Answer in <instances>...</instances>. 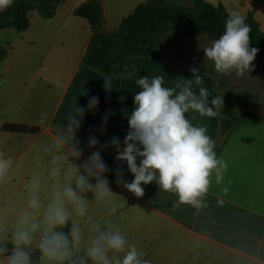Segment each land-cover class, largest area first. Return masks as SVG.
<instances>
[{
  "label": "crops",
  "instance_id": "crops-1",
  "mask_svg": "<svg viewBox=\"0 0 264 264\" xmlns=\"http://www.w3.org/2000/svg\"><path fill=\"white\" fill-rule=\"evenodd\" d=\"M148 1L100 0L103 30L117 31L125 18ZM203 1L222 5L227 13L237 10L246 18L254 12L264 32V1ZM84 2L63 0L51 19H43L33 11L30 26L23 32L13 28L0 30V35L8 34L0 43V49L7 53L0 62V149L19 161L10 191L17 199L22 196L27 176L39 167L42 145L51 139L58 126L67 122V113L75 109V103L87 109L89 97L95 96L99 98L97 107L85 112L76 133L84 149L78 163L109 142L101 150V156L109 168L105 175L120 204L121 228L129 242L146 253L151 264H264V114L239 102L237 120L222 144L219 141L222 111L215 118L186 114L190 120L196 117L192 120L194 125L207 127L217 157L228 165L220 184L213 177L205 197L207 207L176 206L177 197L160 191L155 182L142 185L145 194L136 197L116 183L117 168L123 170L126 182H131L134 176L126 162L115 159L117 152L110 143L113 137H119L123 147L129 131L127 114L134 109L133 98L140 90L135 82L141 76H163L164 86L170 87L181 77L191 78V69L197 68L211 99L220 96L219 80L201 66L146 56L131 60L132 71L122 76L105 77L87 68L82 60L94 33L87 19L74 15V10ZM5 9H0V13ZM105 80L109 89L105 88ZM42 112L48 114L44 125L39 124ZM106 113L107 123L102 124ZM7 124L38 128L39 132H5L3 126ZM90 136L99 141L97 149L87 146ZM87 195L92 198L91 193ZM91 211L100 214L96 205Z\"/></svg>",
  "mask_w": 264,
  "mask_h": 264
},
{
  "label": "clouds",
  "instance_id": "clouds-1",
  "mask_svg": "<svg viewBox=\"0 0 264 264\" xmlns=\"http://www.w3.org/2000/svg\"><path fill=\"white\" fill-rule=\"evenodd\" d=\"M13 2L0 0V9ZM251 31L239 11L228 13L222 34L202 49L218 74L243 76L254 70L259 49L250 47ZM191 71V78L181 77L170 87L164 86L163 76H141L135 82L140 90L133 98L134 109L127 114L129 131L123 147L119 137L110 143L117 152L115 159L126 162L134 176L126 182L123 170L117 168V185L139 198L145 194L142 185L155 182L160 191L177 197L176 206L200 209L207 207L205 197L213 177L220 184L228 165L217 157L207 127L194 125L196 117L190 120L186 114L215 118L224 103L223 96L210 99L198 69ZM105 88L109 89L107 80ZM98 103L99 98L91 96L87 109L75 103V109L68 111L67 122L42 145L39 167L27 176L18 199L10 189L19 161L0 149V264H151L121 228L120 204L101 156L109 142L97 149L99 141L90 136L87 146L97 150L78 163L84 149L76 133L85 112ZM107 116L102 124L107 123ZM47 120L48 114L42 112L39 124ZM93 205L100 214L91 211Z\"/></svg>",
  "mask_w": 264,
  "mask_h": 264
},
{
  "label": "trees",
  "instance_id": "trees-1",
  "mask_svg": "<svg viewBox=\"0 0 264 264\" xmlns=\"http://www.w3.org/2000/svg\"><path fill=\"white\" fill-rule=\"evenodd\" d=\"M62 1L14 0L10 7L0 13V30L13 28L18 32L26 31L30 26L31 12L37 11L43 19H51ZM181 1L183 0H149L125 18L117 31L106 33L102 28L103 10L100 0H85L74 10L75 16L88 20L94 33L83 57V65L105 77H115L130 73L132 68L129 62L136 57H157L172 62L156 51V44L167 30L168 24H176L192 33L204 32L213 39L219 38L228 16L222 5L213 6L203 0H192L194 6L189 10L180 4ZM246 23L252 28L250 47L259 49L256 59L264 62V32L260 29L254 12L248 14ZM6 55V50L1 48L0 62ZM223 103L219 131L221 144L237 120L239 98L235 93L224 92ZM243 107L250 108L247 105ZM3 131L35 134L39 129L7 124L3 126Z\"/></svg>",
  "mask_w": 264,
  "mask_h": 264
},
{
  "label": "rangeland",
  "instance_id": "rangeland-1",
  "mask_svg": "<svg viewBox=\"0 0 264 264\" xmlns=\"http://www.w3.org/2000/svg\"><path fill=\"white\" fill-rule=\"evenodd\" d=\"M180 4L189 10H192L194 6L192 0H183ZM7 37L8 34L0 35V43ZM213 40L207 33H192L176 24H168L167 30L156 44V51L177 64L188 63L212 72L219 80L220 96H223L224 92L235 93L240 105L253 107L264 114V62L255 58L254 70L243 76H236L235 73L220 75L215 71L213 62L205 59L202 50L210 46ZM251 87L254 90H246Z\"/></svg>",
  "mask_w": 264,
  "mask_h": 264
}]
</instances>
